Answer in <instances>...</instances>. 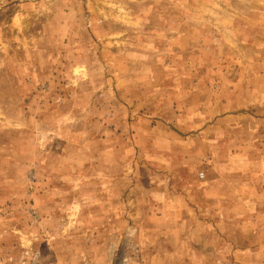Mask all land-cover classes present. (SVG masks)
Masks as SVG:
<instances>
[{
  "label": "rangeland",
  "instance_id": "rangeland-1",
  "mask_svg": "<svg viewBox=\"0 0 264 264\" xmlns=\"http://www.w3.org/2000/svg\"><path fill=\"white\" fill-rule=\"evenodd\" d=\"M232 159L264 172V0H0V264H264V198L200 209Z\"/></svg>",
  "mask_w": 264,
  "mask_h": 264
},
{
  "label": "crops",
  "instance_id": "crops-1",
  "mask_svg": "<svg viewBox=\"0 0 264 264\" xmlns=\"http://www.w3.org/2000/svg\"><path fill=\"white\" fill-rule=\"evenodd\" d=\"M239 160V159H238ZM238 161L232 159L230 166L221 167L215 163L214 174L200 187V209L205 218L217 216L223 219L237 221L238 218L246 219L248 211L238 214L237 206L251 205L264 198V172L261 176L254 177L252 165L247 168L239 167ZM247 174H253L250 182ZM252 176V175H251ZM258 178V181L254 179Z\"/></svg>",
  "mask_w": 264,
  "mask_h": 264
}]
</instances>
